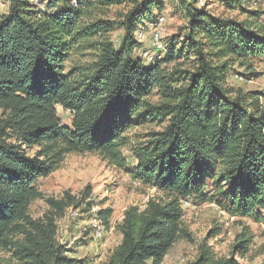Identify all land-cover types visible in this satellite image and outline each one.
I'll return each mask as SVG.
<instances>
[{"label":"trees","instance_id":"1","mask_svg":"<svg viewBox=\"0 0 264 264\" xmlns=\"http://www.w3.org/2000/svg\"><path fill=\"white\" fill-rule=\"evenodd\" d=\"M0 1V264H86L60 244L57 222L68 209H89L90 189L44 197L38 187L71 152L96 153L157 192L114 225L111 208L99 211L104 228L120 234L100 264H162L177 240L195 241L183 202L209 193L229 215L264 225V93L227 82L235 68L252 75L254 61L264 63L257 0H218L239 17L203 0H168L185 24L149 62L135 32L165 0ZM82 49L90 59L69 65ZM142 125L160 129L131 146L130 167L127 132ZM41 198L48 209L33 217L30 204ZM243 229L226 255L207 243L220 233L210 229L186 264H240L252 243Z\"/></svg>","mask_w":264,"mask_h":264},{"label":"rangeland","instance_id":"2","mask_svg":"<svg viewBox=\"0 0 264 264\" xmlns=\"http://www.w3.org/2000/svg\"><path fill=\"white\" fill-rule=\"evenodd\" d=\"M203 5L208 4L214 12L223 15L237 16L223 7L218 0H203ZM200 5L201 2H200ZM255 6L264 9V0H257ZM252 5V6H254ZM5 10L4 4L0 1V13ZM123 10V7H113L109 16H114L116 11ZM164 17L162 25V38L167 44L168 39L174 35H180L181 28L185 24L179 4L176 1L165 0L163 8L155 12L153 20L146 21L145 27L156 25L157 18ZM122 31L116 29L110 34L115 46H118ZM142 46H148V39ZM143 48V47H142ZM90 50H78L72 54L71 64L80 66L90 59ZM252 75L248 74L245 68H235L227 78L229 85L241 88L242 90H257L264 93V63L254 61ZM155 101L156 97H152ZM58 116L63 124L70 123V113L61 106H57ZM159 127L151 125L136 126L130 129L127 134L130 144L124 149L129 166L134 162L130 148L139 141H145L144 136L148 131L158 130ZM38 187L43 196L59 197L64 191L69 190L77 196L87 189L91 191L87 201L88 206L76 208V213L71 221L59 226L58 240L64 241L63 246L68 255L75 257L86 264H100L120 240V234L113 227L104 229L100 238L92 236L91 228L93 223L100 222L99 211L106 207L112 209L111 224L119 222L126 208L131 205L143 206L147 198L156 194L151 187L142 186L133 181L128 174L109 163L100 155L92 152H71L67 154L58 169L54 170L47 177L38 181ZM210 193L206 200L192 201L185 208L184 223L195 237L193 243L184 239L177 240L170 248L162 264H186L192 260L197 253V243L207 236L212 228H218L220 233L209 237L207 243L213 246L218 255H226L231 249L237 235L243 232V227L248 226L252 236L251 248L244 257H239L240 264H264V225L253 222L246 218L232 217L222 210L215 202L210 201ZM48 209L43 198L34 200L29 207L33 217L41 216ZM0 257L6 255L0 252Z\"/></svg>","mask_w":264,"mask_h":264},{"label":"built area","instance_id":"3","mask_svg":"<svg viewBox=\"0 0 264 264\" xmlns=\"http://www.w3.org/2000/svg\"><path fill=\"white\" fill-rule=\"evenodd\" d=\"M71 4L75 5L76 0H70ZM201 4H203L201 2ZM5 6V4H4ZM164 17L159 16L156 21V25L153 27H145L144 25L140 26L135 32V38L140 43H145L148 39V46H142L138 50V54L144 58L146 61H153L156 58L160 57V54L165 51L166 43L162 38V25H163ZM189 202L184 201L183 205L187 206ZM76 213L75 209H68L65 211L64 215L57 222V230H59V226H61L64 221L69 222L73 219L74 214ZM234 217V216H232ZM104 226L101 222L93 223L91 228L92 236L95 238H100L102 233L104 232ZM60 244H64V241H59Z\"/></svg>","mask_w":264,"mask_h":264}]
</instances>
